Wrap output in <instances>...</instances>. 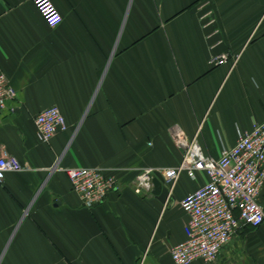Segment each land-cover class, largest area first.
Here are the masks:
<instances>
[{
	"label": "crops",
	"instance_id": "obj_1",
	"mask_svg": "<svg viewBox=\"0 0 264 264\" xmlns=\"http://www.w3.org/2000/svg\"><path fill=\"white\" fill-rule=\"evenodd\" d=\"M53 2L56 27L32 0H0V73L16 89L0 156L27 166L0 182V264H172L180 202L208 176L182 172L170 187L160 171L180 164L177 140L197 136L219 158L264 120V0ZM51 105L68 128L43 142L34 119ZM76 166L104 168L118 189L84 206L65 171ZM192 264H264V223H241L216 261Z\"/></svg>",
	"mask_w": 264,
	"mask_h": 264
},
{
	"label": "built area",
	"instance_id": "obj_2",
	"mask_svg": "<svg viewBox=\"0 0 264 264\" xmlns=\"http://www.w3.org/2000/svg\"><path fill=\"white\" fill-rule=\"evenodd\" d=\"M50 27L63 21V15L53 0H32ZM16 89L10 78L0 73V109L14 99ZM39 140L49 142L60 131L68 128L67 121L57 105L40 111L35 119ZM183 147L179 165L161 169L166 183L173 187L182 172L195 178L205 171L208 180L180 202L188 218L184 225L185 237L170 249L172 264H192L216 261L222 249L230 242L241 223L259 227L264 223V206L260 194L264 187V120L253 124L250 130L239 131L236 143L223 148L219 158L207 155L197 141L177 140ZM27 168L13 156H0V182L6 173ZM72 189L88 208L103 203L109 192L117 190L115 175L99 166H76L65 169ZM154 169L145 168L139 176L151 190ZM142 187H138L140 192Z\"/></svg>",
	"mask_w": 264,
	"mask_h": 264
},
{
	"label": "water",
	"instance_id": "obj_3",
	"mask_svg": "<svg viewBox=\"0 0 264 264\" xmlns=\"http://www.w3.org/2000/svg\"><path fill=\"white\" fill-rule=\"evenodd\" d=\"M153 193L159 194L161 201L166 202L169 196V188L161 181L155 179Z\"/></svg>",
	"mask_w": 264,
	"mask_h": 264
}]
</instances>
